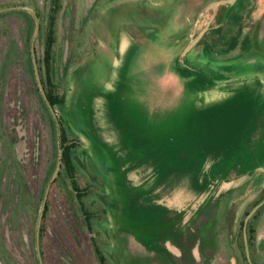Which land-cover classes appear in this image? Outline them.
<instances>
[{
    "label": "rangeland",
    "instance_id": "1",
    "mask_svg": "<svg viewBox=\"0 0 264 264\" xmlns=\"http://www.w3.org/2000/svg\"><path fill=\"white\" fill-rule=\"evenodd\" d=\"M221 1L0 0L2 264H100L92 239L107 264H264V0ZM53 15L52 80L66 96L54 111L78 137L85 203L105 213L89 230L68 185L48 189L55 174L40 235L55 125L30 45ZM21 108L42 132L39 170L23 171L10 144ZM204 174L209 198L194 190Z\"/></svg>",
    "mask_w": 264,
    "mask_h": 264
},
{
    "label": "trees",
    "instance_id": "2",
    "mask_svg": "<svg viewBox=\"0 0 264 264\" xmlns=\"http://www.w3.org/2000/svg\"><path fill=\"white\" fill-rule=\"evenodd\" d=\"M46 42L44 44V68L42 67V63L40 61V80H38V77L36 75L35 67H34V74L35 78L40 86V83L43 86V94H42V100L48 109L51 119L54 123L55 131L53 132V135L51 137V142L53 143V150L55 154V160L52 164V168L50 170V177L47 181L46 188L44 189V197L42 198V201L46 198V190L50 183V181L53 179L54 175L57 174L58 168L60 167L59 173L55 180L53 181L51 188L58 184L59 180H63L65 182L66 186L68 185V188H70L74 194H75V202L77 204L78 212L83 220L88 222L89 230H92V224L91 221L94 218H97L98 220H101L104 216L105 210L102 208L92 210L91 207L85 203V200L90 197L92 194V185L88 184L86 181L81 180L80 178H77L78 175V169L76 168L75 164L71 160L70 154L73 149L78 148V137H69V135L66 133L65 129L62 126L61 120L58 117H55L53 111L55 106H61L65 104L66 96L65 94H59L57 90V86L52 80V64L54 61V46L56 44V36L55 35H47L44 39ZM31 47V45H30ZM31 53V61L33 63V57L32 52L30 48ZM34 66V65H33ZM45 95V96H44ZM49 105L53 108V111L49 107ZM19 116L14 115L13 120V126L10 128V144L14 153L15 160L18 164V166L23 171H28L30 168H37L40 169L41 160L43 156V146H42V132L40 129H35L34 132H31L28 128V113L25 110V108L19 109ZM55 112V111H54ZM24 125V128H23ZM27 128V129H26ZM24 130V131H23ZM23 131V133H22ZM62 152V157L60 153ZM147 178H145V181H143V184L146 182ZM211 178L210 175L207 176V174L202 175L199 181V184L194 185L197 186L196 189L198 192L204 194L207 193L208 195L211 193ZM220 181V180H219ZM68 182V183H67ZM141 195V194H140ZM159 201V200H157ZM147 202V201H146ZM44 203V202H43ZM147 205V204H146ZM145 206V205H144ZM43 207V204H42ZM157 209L161 208L162 206H154ZM76 208V209H77ZM161 212H165L164 210L159 209ZM49 211V203L47 200V204L44 210L43 218L41 220V226H40V235L42 232H44L43 229V221L46 217L47 212ZM167 213H170L172 210L166 209ZM247 214V219L241 223V233L240 236L243 237V240L245 243L249 244L252 243V241L255 239L256 236V229L254 225V221L251 220L250 215ZM180 218L182 217V211L179 213ZM255 216V215H254ZM179 218V219H180ZM178 219V220H179ZM252 219H255L253 217ZM251 220V221H250ZM246 238V239H244ZM93 244L97 246V256L100 261V264H107L106 259L104 257V254L100 251L97 242L95 239H92Z\"/></svg>",
    "mask_w": 264,
    "mask_h": 264
},
{
    "label": "flooded vegetation",
    "instance_id": "3",
    "mask_svg": "<svg viewBox=\"0 0 264 264\" xmlns=\"http://www.w3.org/2000/svg\"><path fill=\"white\" fill-rule=\"evenodd\" d=\"M60 9H61V6L56 4L55 7L53 8V10L49 11V12H51V13L54 12L55 13V11L57 12ZM2 18H4V17H2ZM40 22H42V21L40 20ZM43 22H44V27L45 28H44V32H43V36H42L43 37L42 42L39 44L40 45V49H39V46L36 45V42H37L36 40L39 37L40 31H41V24L39 25V20L38 19H37L36 22H34L35 23L34 28H36V25H37L38 33H37V35H35L36 36L35 40H33V42L31 40V43H32L31 52H32V57H33V65L35 67V71H36V75L38 77V80H40V70H39V67H41L40 66V61L42 63V67L44 68V52H45L44 44L46 42L44 39H45V37L47 35H56V33H55L56 16L53 15V16H50L48 19L45 18V20H43ZM62 22H63V30H64V41L67 42V38H68L69 33H70V22H71V20H70V22H68L66 19H62ZM68 27H69V29H68ZM23 29H24V25H23ZM23 39H25V38H23ZM62 51H61L62 57H63L64 61H67L65 59ZM53 54L55 55V50H54ZM39 83H40V85H42L41 82H39ZM244 239H246V238H244ZM0 264H2V260L1 259H0Z\"/></svg>",
    "mask_w": 264,
    "mask_h": 264
},
{
    "label": "water",
    "instance_id": "4",
    "mask_svg": "<svg viewBox=\"0 0 264 264\" xmlns=\"http://www.w3.org/2000/svg\"><path fill=\"white\" fill-rule=\"evenodd\" d=\"M235 0H225V1H221L220 3H218L216 6H219V5H222V4H232L234 3ZM49 107L51 108V110L53 111V108L49 105ZM55 117H57L56 113L53 111ZM61 157H62V152L60 153ZM59 170H60V167L58 168V171H57V175L59 173ZM56 175V176H57ZM53 182V181H52ZM51 182V183H52ZM51 187V184L49 185L48 189H50ZM47 197H48V191H47V195H46V198L44 200V203H43V207H42V211H41V216H40V223H41V220L43 218V214H44V210H45V207H46V204H47ZM39 223V224H40Z\"/></svg>",
    "mask_w": 264,
    "mask_h": 264
}]
</instances>
